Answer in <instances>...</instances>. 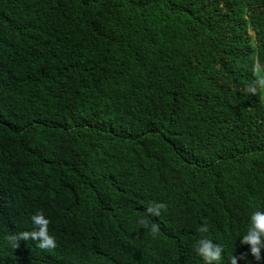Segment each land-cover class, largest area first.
Masks as SVG:
<instances>
[{"label": "trees", "instance_id": "1", "mask_svg": "<svg viewBox=\"0 0 264 264\" xmlns=\"http://www.w3.org/2000/svg\"><path fill=\"white\" fill-rule=\"evenodd\" d=\"M256 60L264 0H0V264H264ZM37 212L53 250L8 239Z\"/></svg>", "mask_w": 264, "mask_h": 264}, {"label": "clouds", "instance_id": "2", "mask_svg": "<svg viewBox=\"0 0 264 264\" xmlns=\"http://www.w3.org/2000/svg\"><path fill=\"white\" fill-rule=\"evenodd\" d=\"M253 72L257 75L264 72L261 68L259 60H256L253 65ZM258 90H264V78L257 79L246 86L245 91L252 95L257 94ZM166 209V205L163 203H154L146 209L147 215L160 216L161 210ZM33 223L32 231H23L14 233L8 237L14 246L19 247L20 241L32 240L37 242L36 247L41 250L50 251L57 247L56 239L49 234L50 221L45 218L42 212H37L31 216ZM147 228L148 225L145 221H141ZM151 233L156 234L159 232V225H151ZM208 226L205 222L204 225L199 227L197 231L201 234L208 232ZM241 244L248 245L250 247V253L256 261L261 260V250L264 249V212L255 211L250 217V224L247 233L242 237ZM196 254L202 259L203 264H220L222 261L223 248L220 245L214 244L211 239L201 236L197 240L195 246ZM243 258V257H241ZM238 258L231 257L230 264H237Z\"/></svg>", "mask_w": 264, "mask_h": 264}]
</instances>
